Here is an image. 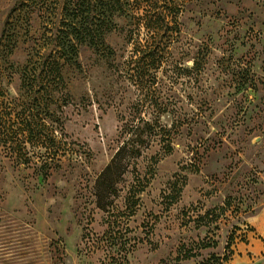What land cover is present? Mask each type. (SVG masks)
Listing matches in <instances>:
<instances>
[{"label":"rangeland","instance_id":"rangeland-1","mask_svg":"<svg viewBox=\"0 0 264 264\" xmlns=\"http://www.w3.org/2000/svg\"><path fill=\"white\" fill-rule=\"evenodd\" d=\"M24 1L0 0V86L61 149L23 164L0 141V264H230L264 207V0H158L173 30L157 38L134 21L147 0ZM135 129L141 156L102 211L97 178Z\"/></svg>","mask_w":264,"mask_h":264},{"label":"trees","instance_id":"trees-1","mask_svg":"<svg viewBox=\"0 0 264 264\" xmlns=\"http://www.w3.org/2000/svg\"><path fill=\"white\" fill-rule=\"evenodd\" d=\"M25 0L24 2H26ZM141 0H134L129 2V0H116L115 5L117 7L118 13H126L130 10L140 9ZM147 9L146 13L143 16L134 17L135 24L137 23V28H143L146 30L150 38L159 37L162 34V29L164 32L167 30L172 31V28H168L166 18L168 16L172 19V9H168V12H162L161 6L159 5L158 0H147ZM162 2V1H161ZM27 7L22 3L18 8H14L12 13ZM135 31L130 30L128 32V41H134ZM172 35L167 37V40H170ZM172 38L171 40H173ZM70 49L74 47L70 44ZM150 52H154L153 48H150ZM66 61L69 62L71 57L74 56L72 51H69L68 54H63ZM30 64V60L27 61L24 66V70ZM55 66V77L53 78L54 82L59 83L61 81L59 68L57 64ZM22 88L31 89L32 86L27 80L22 81ZM26 93V91H25ZM30 95L24 96L21 95L19 98L12 99L0 86V141L6 147V150L13 155L16 159L21 160L23 164H28L32 160V155H30V149L37 145H52L51 153H57L61 147L56 145L49 138L47 141H43L38 134L44 126H40L36 120V113L34 112L35 100H30ZM166 108L162 107V115L166 114ZM147 127L150 130V135L154 131V126L152 124H147ZM128 133L131 130L127 131ZM170 133V130L162 127V138L167 137ZM129 138L124 140L120 147L114 153L112 159L108 165L101 171L97 181L95 183V198L96 205L102 211H107L109 207L112 206L113 199L118 196L120 192L119 184L124 181V176L134 170L135 160L141 156V149L144 148V142L138 138L137 129L132 131ZM46 140L47 138H43ZM48 162H43V165H47ZM142 182L137 181V183L130 188L129 198L130 202L135 203L137 200L136 195L143 189L141 184ZM252 230V229H251ZM253 231V230H252ZM232 238L228 239V243L225 246V250H230ZM231 250V255H232Z\"/></svg>","mask_w":264,"mask_h":264},{"label":"crops","instance_id":"crops-1","mask_svg":"<svg viewBox=\"0 0 264 264\" xmlns=\"http://www.w3.org/2000/svg\"><path fill=\"white\" fill-rule=\"evenodd\" d=\"M257 214L259 216L255 217L254 221L253 217L248 220L250 229L253 230L248 239V246L238 247L230 264H264V207ZM254 247L259 249L255 251Z\"/></svg>","mask_w":264,"mask_h":264}]
</instances>
